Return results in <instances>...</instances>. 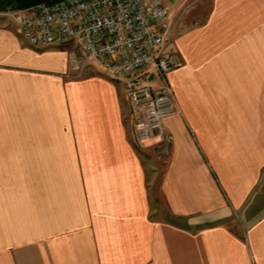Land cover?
<instances>
[{"label":"crops","instance_id":"0c3cea01","mask_svg":"<svg viewBox=\"0 0 264 264\" xmlns=\"http://www.w3.org/2000/svg\"><path fill=\"white\" fill-rule=\"evenodd\" d=\"M163 3L164 154L137 148L124 81L0 11V264H264V0Z\"/></svg>","mask_w":264,"mask_h":264},{"label":"built area","instance_id":"2783aa9c","mask_svg":"<svg viewBox=\"0 0 264 264\" xmlns=\"http://www.w3.org/2000/svg\"><path fill=\"white\" fill-rule=\"evenodd\" d=\"M3 14L33 46L72 48L76 70L96 64L124 81L137 148L168 152L165 119L180 109L167 76L183 61L163 0H61Z\"/></svg>","mask_w":264,"mask_h":264},{"label":"rangeland","instance_id":"374dc122","mask_svg":"<svg viewBox=\"0 0 264 264\" xmlns=\"http://www.w3.org/2000/svg\"><path fill=\"white\" fill-rule=\"evenodd\" d=\"M90 66H92V65L87 66L86 69L89 68ZM153 82H154V84H159L158 78L156 76L153 77ZM4 170H5V180H4L5 192L13 183H17V182L21 188H24V189L26 188L27 182H28V180L26 178H22V177L19 178L18 177V178L13 179V178L9 177L10 175H12V164L5 163ZM19 170L22 171L23 169H19ZM21 174L22 173H18L17 175H21ZM26 174H27L26 172L23 173L24 176H26ZM15 197L16 196H14V198ZM17 197L19 198L20 203H22V202H26V199L28 196L19 194ZM11 198H12V196H11ZM6 201H10V195H5V202ZM30 229H31V231H30ZM30 229L28 230V226L25 223H21V240L24 238H27V236L29 234H35V232H38L37 231L38 228L32 227ZM21 249H23V248H21ZM24 249L26 250L27 248H24Z\"/></svg>","mask_w":264,"mask_h":264},{"label":"trees","instance_id":"16d2710c","mask_svg":"<svg viewBox=\"0 0 264 264\" xmlns=\"http://www.w3.org/2000/svg\"><path fill=\"white\" fill-rule=\"evenodd\" d=\"M61 0H0V11L26 9L38 4H54Z\"/></svg>","mask_w":264,"mask_h":264}]
</instances>
